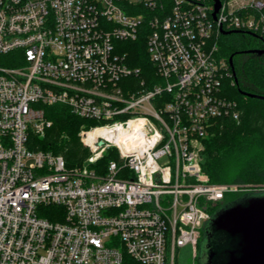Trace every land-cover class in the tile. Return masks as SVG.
<instances>
[{"label":"built area","instance_id":"built-area-1","mask_svg":"<svg viewBox=\"0 0 264 264\" xmlns=\"http://www.w3.org/2000/svg\"><path fill=\"white\" fill-rule=\"evenodd\" d=\"M220 3L214 18V0H0V264H174L187 246L196 258L212 208L252 192L200 162L214 121L240 118L220 37L264 35V0ZM141 35L150 84L119 47ZM56 105L95 122L82 167L29 146Z\"/></svg>","mask_w":264,"mask_h":264},{"label":"trees","instance_id":"trees-1","mask_svg":"<svg viewBox=\"0 0 264 264\" xmlns=\"http://www.w3.org/2000/svg\"><path fill=\"white\" fill-rule=\"evenodd\" d=\"M218 45L222 57L228 61L232 58L234 83L227 81L225 87L232 100H235L232 89L237 90L238 100L235 101L239 104L242 115L239 122L228 118L214 121L202 142L200 162L212 183L240 186L264 183V54L250 52L264 50V35L231 32L222 35ZM119 47L127 64L139 68L142 78L150 84V80L155 78V68L147 54L145 36L141 35L136 41L120 42ZM241 92L261 98L245 97ZM46 117L51 121V127L43 137L32 135L30 148L62 155L70 168L74 161L80 165L88 158L90 151L80 142L79 133L94 126L95 122L82 119L68 107L60 105L48 107ZM117 158V152L110 150L97 166L105 167L110 160ZM242 194H228L222 205ZM56 210L58 209L53 207L47 209L50 212ZM53 214H45V217L54 220L56 216ZM204 238L205 229L198 245L197 262Z\"/></svg>","mask_w":264,"mask_h":264},{"label":"water","instance_id":"water-1","mask_svg":"<svg viewBox=\"0 0 264 264\" xmlns=\"http://www.w3.org/2000/svg\"><path fill=\"white\" fill-rule=\"evenodd\" d=\"M214 2L216 18L221 3L220 0ZM250 52L264 54V50ZM229 62L233 69L232 58ZM241 94L249 98H261L250 93ZM102 144L103 142H99V145ZM198 262L264 264V192L243 193L237 199L222 205L212 215L205 226V238L200 246Z\"/></svg>","mask_w":264,"mask_h":264},{"label":"rangeland","instance_id":"rangeland-1","mask_svg":"<svg viewBox=\"0 0 264 264\" xmlns=\"http://www.w3.org/2000/svg\"><path fill=\"white\" fill-rule=\"evenodd\" d=\"M232 93H233V98L235 100L236 99L238 100V92H237V90L235 88L232 89ZM236 103H237V101H236ZM238 109H239V112H240V118L238 120H233V121H236V122L240 121L241 115H242V112L240 110L241 108H239V104H238ZM79 138H80V142H81L80 133H79ZM85 161L86 160H84L80 165L75 164L77 162L74 161L73 162L74 165L72 167H82L83 164L85 163ZM241 187H243V189H247V190L252 191V192H264V183H249V184L241 185ZM221 205L222 204L212 208L213 214L221 207ZM167 264H171L169 258H168ZM175 264H198L197 257L193 258L192 249H191L190 246L178 249V251L176 253V257H175Z\"/></svg>","mask_w":264,"mask_h":264},{"label":"flooded vegetation","instance_id":"flooded-vegetation-1","mask_svg":"<svg viewBox=\"0 0 264 264\" xmlns=\"http://www.w3.org/2000/svg\"><path fill=\"white\" fill-rule=\"evenodd\" d=\"M208 222H209V221H208ZM208 222H207V223H208Z\"/></svg>","mask_w":264,"mask_h":264}]
</instances>
